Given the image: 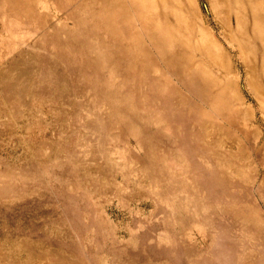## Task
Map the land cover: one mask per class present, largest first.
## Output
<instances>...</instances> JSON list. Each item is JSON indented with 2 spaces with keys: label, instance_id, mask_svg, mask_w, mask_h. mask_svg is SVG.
I'll use <instances>...</instances> for the list:
<instances>
[{
  "label": "rangeland",
  "instance_id": "obj_1",
  "mask_svg": "<svg viewBox=\"0 0 264 264\" xmlns=\"http://www.w3.org/2000/svg\"><path fill=\"white\" fill-rule=\"evenodd\" d=\"M0 264H264V0H0Z\"/></svg>",
  "mask_w": 264,
  "mask_h": 264
}]
</instances>
